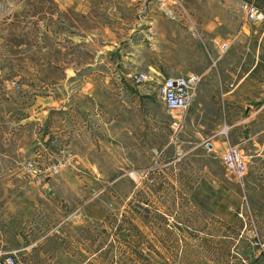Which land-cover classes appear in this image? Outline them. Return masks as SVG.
Here are the masks:
<instances>
[{
  "label": "rangeland",
  "instance_id": "374dc122",
  "mask_svg": "<svg viewBox=\"0 0 264 264\" xmlns=\"http://www.w3.org/2000/svg\"><path fill=\"white\" fill-rule=\"evenodd\" d=\"M213 1L0 0V262L264 264V1L179 29Z\"/></svg>",
  "mask_w": 264,
  "mask_h": 264
},
{
  "label": "crops",
  "instance_id": "0c3cea01",
  "mask_svg": "<svg viewBox=\"0 0 264 264\" xmlns=\"http://www.w3.org/2000/svg\"><path fill=\"white\" fill-rule=\"evenodd\" d=\"M241 1L242 0H229V1L217 0V1H213V3L209 2V6H207V5L206 6L194 5V6H189V7L183 8L182 10L178 9L181 13H183L186 16L184 22H187L188 18H191V19H193V21H195V22H193V25L190 22H187L188 23L187 26L185 25L186 23L185 24L183 23V24H181V26L178 25V27L181 30H182V28L183 29L188 28L189 30L190 29L204 30L207 32H209L210 30H218L222 27H225L224 25L228 21H232V20L234 21L235 20V18H233V16H236V13L240 12L239 7L241 4ZM259 1L261 2L264 0H259ZM254 2H255V0H254ZM218 4H219V7H217ZM258 7L261 8V10L264 13V4L263 5L258 4ZM234 8L235 9L237 8V10L235 11ZM186 18H187V20H186ZM258 23H260V22L258 21ZM147 25H149V24H147ZM245 28H246V26L243 27V29H245ZM209 33L211 34V32H209ZM194 37H196V34L194 35ZM217 38L222 39V41H225V39H226L223 36H218ZM263 38H264V23H263V27H262V36H261L260 41H259V48H258L257 59H256V63H258V64L263 60V57L260 54ZM196 60H203V58H197ZM187 74H190V73H187ZM187 74H184V75H187ZM249 74H250V72L245 74V76L243 77V80H241L236 86H234V89L231 90V92H234L237 89H239L240 86L242 85L244 79L249 77ZM179 76H183V75H179ZM259 81H260V79H259ZM262 95H264V93ZM263 105H264V100H263ZM259 107H260V105H258V108ZM252 110H253V106H250V105H246L243 108L245 116L242 117V123L241 124H246V122L250 119ZM257 169H264V151L258 153Z\"/></svg>",
  "mask_w": 264,
  "mask_h": 264
},
{
  "label": "built area",
  "instance_id": "2783aa9c",
  "mask_svg": "<svg viewBox=\"0 0 264 264\" xmlns=\"http://www.w3.org/2000/svg\"><path fill=\"white\" fill-rule=\"evenodd\" d=\"M245 12L250 21H261L264 19L263 11L255 5L246 4ZM223 48H227V45H223ZM199 82L200 77L195 73L167 77L158 88V96L171 111L184 113L195 98L196 88ZM234 161L238 166H242V161L238 156H235ZM8 262L12 263V261ZM0 264L7 263L4 261L0 262Z\"/></svg>",
  "mask_w": 264,
  "mask_h": 264
}]
</instances>
